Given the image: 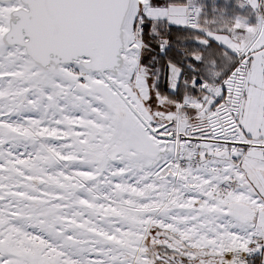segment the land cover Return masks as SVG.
I'll list each match as a JSON object with an SVG mask.
<instances>
[{
	"label": "snow or ice",
	"instance_id": "obj_1",
	"mask_svg": "<svg viewBox=\"0 0 264 264\" xmlns=\"http://www.w3.org/2000/svg\"><path fill=\"white\" fill-rule=\"evenodd\" d=\"M0 264H264V0H0Z\"/></svg>",
	"mask_w": 264,
	"mask_h": 264
}]
</instances>
